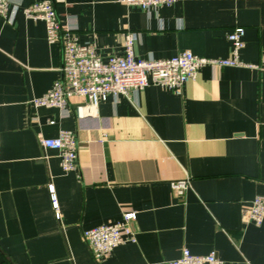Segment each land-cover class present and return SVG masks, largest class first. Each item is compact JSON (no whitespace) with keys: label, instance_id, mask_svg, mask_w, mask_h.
Listing matches in <instances>:
<instances>
[{"label":"crops","instance_id":"1","mask_svg":"<svg viewBox=\"0 0 264 264\" xmlns=\"http://www.w3.org/2000/svg\"><path fill=\"white\" fill-rule=\"evenodd\" d=\"M36 1L10 0L7 19L0 16V264H164L183 248L215 253L219 264H264V219L256 225L247 213L264 195V0H177L149 9L51 0L102 57L121 54L124 33L133 31L140 58L183 50L224 58L227 35L240 26V59L258 65H204L182 94L149 85L96 107L73 95L63 111L34 104L62 66L61 42L49 43L45 22L23 13ZM64 129L77 139V169L69 172L37 137ZM185 178L190 186L177 195L171 183ZM127 211L137 212L136 240L95 258L83 230Z\"/></svg>","mask_w":264,"mask_h":264},{"label":"built area","instance_id":"2","mask_svg":"<svg viewBox=\"0 0 264 264\" xmlns=\"http://www.w3.org/2000/svg\"><path fill=\"white\" fill-rule=\"evenodd\" d=\"M142 9L171 6L177 0H118ZM10 0H0V16L8 17ZM26 18L43 20L49 43L60 41L62 44L61 76L50 90L35 98L36 106H54L62 111L66 109L73 95L85 98L89 105L96 107L109 95L128 96L132 91L142 90L149 85H158L177 94H182L186 83L196 80L204 65L258 66L240 59V50L244 47L243 27H235L228 33L231 44L230 55L224 58H208L183 50L169 58L144 59L136 55V36L133 31L124 33V49L121 54L102 57L94 43L80 42L75 19L62 21L51 0H39L23 9ZM78 118L83 117V106L76 107ZM54 123V120H50ZM41 146L58 151L60 165L64 172L77 169V139L71 130H61L56 137L47 138L37 133ZM171 186L177 195H184L190 186V179L172 181ZM52 206L56 217L60 218L58 201L52 185L49 186ZM249 220L260 225L264 219V195H256L247 205ZM137 212L127 211L118 222L100 224L83 230V237L95 258H107L112 251L124 242H134ZM215 253L195 254L183 248L178 258L167 260L164 264H219ZM150 264V263H146Z\"/></svg>","mask_w":264,"mask_h":264}]
</instances>
